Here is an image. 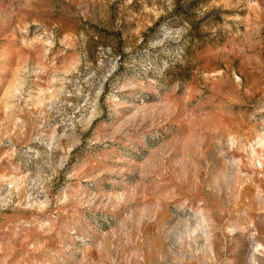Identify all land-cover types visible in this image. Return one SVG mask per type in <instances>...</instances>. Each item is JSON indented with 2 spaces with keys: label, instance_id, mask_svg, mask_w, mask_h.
Instances as JSON below:
<instances>
[{
  "label": "rangeland",
  "instance_id": "obj_1",
  "mask_svg": "<svg viewBox=\"0 0 264 264\" xmlns=\"http://www.w3.org/2000/svg\"><path fill=\"white\" fill-rule=\"evenodd\" d=\"M0 264H264V0H0Z\"/></svg>",
  "mask_w": 264,
  "mask_h": 264
}]
</instances>
